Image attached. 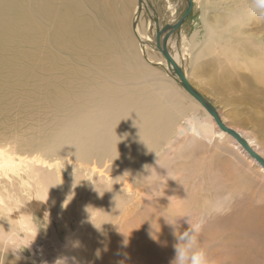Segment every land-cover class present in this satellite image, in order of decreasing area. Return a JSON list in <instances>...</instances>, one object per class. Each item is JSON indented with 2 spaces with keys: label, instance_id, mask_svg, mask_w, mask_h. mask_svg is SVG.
Returning a JSON list of instances; mask_svg holds the SVG:
<instances>
[{
  "label": "bare ground",
  "instance_id": "6f19581e",
  "mask_svg": "<svg viewBox=\"0 0 264 264\" xmlns=\"http://www.w3.org/2000/svg\"><path fill=\"white\" fill-rule=\"evenodd\" d=\"M175 6L168 0L149 34L140 25L146 0H0V198L51 187L46 203L27 207L42 229L35 242L20 257L0 254V264H54L60 256L169 264L174 228L201 217L209 264H264V194L255 199L258 188L244 182L254 177L236 171L235 182L223 160L198 153L229 144L247 152L174 70L192 85L185 55L220 63L231 58L228 47L206 37L195 49L183 33L191 0L183 20ZM253 7L235 10L244 20ZM164 25L162 52L155 35ZM258 42L260 58H246L245 67L264 82V37ZM229 128L264 161L257 138ZM34 157L52 166L28 163ZM252 159L253 183L264 187V166Z\"/></svg>",
  "mask_w": 264,
  "mask_h": 264
},
{
  "label": "rangeland",
  "instance_id": "374dc122",
  "mask_svg": "<svg viewBox=\"0 0 264 264\" xmlns=\"http://www.w3.org/2000/svg\"><path fill=\"white\" fill-rule=\"evenodd\" d=\"M169 1L176 3L175 14L182 17L187 9L186 3V6H183V3H179L178 0ZM167 2L168 0H146V7L140 20L143 32L155 34L154 19H157V23L164 21L162 15ZM252 2L253 0H191L192 9L184 20L183 33L186 37L193 38L195 49L206 37L214 39L216 45L228 47V54L231 58L218 63L213 56H204L194 61L188 53L181 62L184 63L192 86L212 104L216 112L221 115L222 122L229 127L235 126L240 130L250 132L253 137L257 138L254 142L259 146L260 144L264 146V82L256 81L245 67L246 58H260L258 50L261 45L258 41H262L264 37V28L258 20L260 16L264 18V15L253 7L250 18H247L248 14H245L243 20L235 10L237 6ZM196 66L199 67L198 71H196ZM208 70L209 79L205 80ZM183 93L188 95L189 101L196 100L186 91ZM209 149L202 148L198 153L223 160L226 163V170L234 174L235 182H238L240 178L235 177L234 172L236 171L242 174L249 172L254 178L257 177L255 170L258 164L255 160L252 161L248 153H242L230 144L226 147L216 146ZM247 167L251 169L248 170ZM210 172L218 173L213 169ZM248 178L244 182L254 189L258 188L255 189V199H257L260 194H264L262 193L264 187L259 183L254 184L252 180L254 178L251 180Z\"/></svg>",
  "mask_w": 264,
  "mask_h": 264
},
{
  "label": "clouds",
  "instance_id": "9594fccd",
  "mask_svg": "<svg viewBox=\"0 0 264 264\" xmlns=\"http://www.w3.org/2000/svg\"><path fill=\"white\" fill-rule=\"evenodd\" d=\"M253 5L256 11L264 15V0H253ZM2 156L3 154L0 153V158ZM28 163L36 166H52L39 157H34ZM56 163L59 165L60 162ZM22 166L27 171V165ZM50 188V186L37 184L35 190L29 188V191H24L20 196L0 198V254L7 253L20 257L21 253L31 248L42 229L38 224V217L28 211L27 207L33 201L46 203ZM185 222L188 227L183 231L180 228H174L175 254L169 264H209L207 255L199 242V234L204 224L203 217L194 222L189 219ZM54 264H75V258H71L70 261L69 257L60 256L55 259Z\"/></svg>",
  "mask_w": 264,
  "mask_h": 264
},
{
  "label": "water",
  "instance_id": "95a60500",
  "mask_svg": "<svg viewBox=\"0 0 264 264\" xmlns=\"http://www.w3.org/2000/svg\"><path fill=\"white\" fill-rule=\"evenodd\" d=\"M190 8L191 7H190V0H189V5L187 6L185 14L189 12ZM185 14L182 16V20L185 18L184 17ZM154 22L157 23L158 22L157 19H154ZM167 27H168L167 25H164L161 28H157L156 30V35H155L156 45L158 49L162 52H163V48H162L161 37H162V34L166 31ZM173 27L175 28V25ZM165 57H166V60L169 61V63H174L170 55L165 54ZM174 70L176 71V74L178 75V77L182 80L184 88L204 106L206 111L213 117L218 127L225 130L232 136H234V138L240 143V145H242V147L246 150V152L264 166V161L252 150V148H250V146H248L246 141L239 134L231 130L228 126L224 125L220 121L218 114L216 112V109L212 106L211 103L205 100L206 98L204 96H202L196 90H194L192 85L186 80L180 68L175 67Z\"/></svg>",
  "mask_w": 264,
  "mask_h": 264
}]
</instances>
